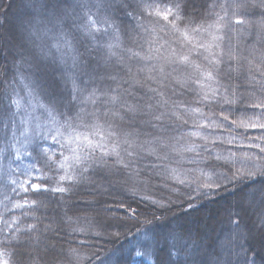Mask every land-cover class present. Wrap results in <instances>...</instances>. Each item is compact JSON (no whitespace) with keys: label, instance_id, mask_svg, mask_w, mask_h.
Instances as JSON below:
<instances>
[{"label":"snow or ice","instance_id":"obj_1","mask_svg":"<svg viewBox=\"0 0 264 264\" xmlns=\"http://www.w3.org/2000/svg\"><path fill=\"white\" fill-rule=\"evenodd\" d=\"M28 7L32 14L27 16L19 26L16 39L18 49L14 61L24 60L26 53L35 56V33L39 32L41 26L47 28L51 25L64 35L72 32L78 34V36L74 35V38L87 42L85 60L79 62L74 60V67H82L86 78H81L78 74L67 77L64 81L65 90L68 93L66 97L57 88H53L50 93H44L47 103L41 107L46 118L55 127H47V135L41 132L31 151L24 153L17 151L14 157L16 161L28 159L33 163L21 166L19 172L24 179L11 180L13 187L9 191L15 193V197L18 198L7 194L4 197L9 203L4 204L5 211L0 213V233L6 229L9 235L0 240V246H8L11 250L9 251L6 247L4 251H0V264H34L32 240L36 222L24 223L22 218L28 217L30 212L38 209V201L42 204L48 199L45 194L67 195L74 187L84 182H94L92 177L97 174L107 175L119 170L131 171L139 169L141 164L144 167L151 166L152 169L164 167L163 161L173 159L167 151L169 148L172 152H176L178 157L181 156V153L168 143L169 139H175V137L165 135L168 126L163 123L157 127L151 121H147L150 127L157 130V135L151 141L136 144L134 140L128 139L132 132H127L122 141L117 139L109 148L108 141L117 135L113 129L119 127L114 119H105L101 123L100 114L92 111L87 113L91 118L85 120L81 114L84 112L82 108L74 116L69 115L70 109L76 108L78 103H91L97 106L99 102V105L111 106L107 112L103 113L105 117L111 113L112 117H118L123 121L124 116H120L119 111L116 110V106L119 105L126 110L128 120L134 123L138 116L147 114L146 108L152 107L151 105H130L123 98L125 95H131L127 89L120 92L119 85L113 88L110 83H107L116 81L124 72L131 76L134 84L141 83L138 75L133 74L132 66L124 63V55L116 60L112 59L116 55L112 49L119 46L121 31L126 37L139 43L136 39L139 35L138 30H143L151 36L157 32V26L162 20L165 24L159 26L160 32H167L170 29L173 34H178L182 38L180 41H173L177 43L179 52L177 48L172 47L171 43L165 41L170 55H162L160 49L164 45L154 47L156 41L145 37L144 43H139V50L125 49L126 53H130L126 58L136 60L140 65L137 73L159 72L164 79L170 75L165 73L166 65L179 64L185 69L191 65L198 73L195 78L189 77L187 81L189 91L195 94L196 103L202 107L191 108L193 123L191 129L186 131V135L195 139H189L183 151L194 153V156L186 162L198 165L201 162L213 160L222 162L219 166L227 167L228 170L213 174L201 169L200 175L205 179L199 183L185 181L178 176L173 178L186 187L196 183L195 191L199 192L202 188L204 191L201 195L209 197L220 188L225 190L228 186L235 188L246 181L255 180L258 176L264 183V99L256 97L246 101L243 96L237 97L235 90L223 85L220 79L225 73L231 78L232 73L235 72L237 76L244 75L251 83L256 80V76L252 73H258L260 92L264 95V12L260 13L262 18L256 22L245 19L250 7L264 9V0H260L259 4L253 3L252 0H221L219 3L214 0L213 3L206 5L213 19L209 21L202 18L199 22L189 16L185 0H87V2L85 0H30ZM217 8L220 11H215ZM93 9L96 10L95 13ZM121 13L129 18L127 24H131V31L126 25L121 27L123 22L117 24V21L121 19ZM147 18H152L148 21L151 27L140 22ZM99 33L114 36L116 43L100 44L94 48V51H89ZM245 36L252 37L249 55L254 56L256 52H259L255 62L250 60L248 55L237 51ZM145 44H147L146 51ZM193 50H196L197 55L206 62L203 67L191 61L190 53ZM101 51L104 52L102 56L99 55ZM153 60L158 63H152ZM52 62L56 61L53 59ZM120 78L123 79V77ZM146 79L152 80L153 77L149 74ZM98 81L104 83L98 84ZM127 82V80L124 81V83ZM192 85L195 87H191ZM221 87H224L225 93L222 96ZM150 90L156 91V89ZM229 91H232L231 97L227 95ZM251 91L254 92L255 89ZM4 95L7 97V102L5 103L3 97H0V103L4 104L3 109L0 110V127L11 130L13 123L23 122L17 121L21 102L10 93L5 92ZM237 103L240 107H233ZM222 104H227L229 107H222ZM213 105L220 107L219 113L213 111ZM203 107H208L212 115L206 114ZM187 111L188 109L185 108V112ZM164 115L165 113L154 115V118L160 121ZM241 116L245 118L241 119ZM33 119L36 118L33 117ZM182 123L186 125L188 120L184 119ZM89 129L91 131H88ZM36 130V128L33 129L34 132ZM136 135L139 136L140 133L137 132ZM144 135L151 136L152 133L146 132ZM197 139L202 143L197 144ZM157 142L159 149L164 150L163 155H160L155 148L145 149L144 147V144ZM53 146L56 147L53 148ZM217 146L222 149L223 154L215 151ZM243 148L256 151L246 152L237 157L236 151ZM65 150L69 155H65ZM153 155L156 156V161L161 162L160 164L147 159L148 156ZM41 162L44 170L52 175H44L38 166ZM175 162L180 164L181 160L177 159ZM41 180L47 182L44 184L37 182ZM188 195L190 200L193 199L192 193ZM144 198L147 199V197ZM153 203L156 202L153 201ZM254 204L255 198L252 200L245 198L239 203L235 212L229 213V224L237 238L235 246L239 247V251H234L233 240L229 239L220 246V252L209 258L201 245L192 239L191 232L181 229L176 238L183 240L185 245L191 240L192 247L195 249L188 253V259L181 264H257L247 247L239 241H256L264 251V188L259 192L261 211L257 213L254 227H245V230L241 231L244 215ZM129 210L133 216L136 215L134 209ZM33 220L35 221L34 217ZM197 235L199 236L200 233L197 232ZM69 255L78 258L79 253L76 249H72ZM5 256L8 258L4 259ZM160 264H178V262L172 259L170 251L167 259L162 260Z\"/></svg>","mask_w":264,"mask_h":264},{"label":"trees","instance_id":"obj_2","mask_svg":"<svg viewBox=\"0 0 264 264\" xmlns=\"http://www.w3.org/2000/svg\"><path fill=\"white\" fill-rule=\"evenodd\" d=\"M185 2L186 11L197 22L202 18L209 21L213 19L206 5L213 3L214 0H185ZM215 2L219 3L221 0H215ZM252 2L259 4L260 0H252ZM29 3L30 0H0V97H3L6 103L7 97L4 94L7 92L20 100L21 111L17 116V121H23L13 123L11 130L0 127V213L5 211L4 204L9 203L4 199L6 194L18 198L15 197V193L9 191L13 187L11 180L24 179L19 172L21 166L33 163L28 159L16 161L14 157L17 151L20 153L31 151L41 132L47 135L46 128L55 127L46 118L41 107L47 103L44 93H50L53 88H57L66 97L68 93L65 90L64 81L67 77H74L78 74L81 78H86L82 67H74V60L76 62L85 60L87 42L74 38V35L78 36V34L72 32L64 35L51 25L47 28L41 26L39 32L35 33V56L26 53L24 60L14 61L18 49L16 39L19 26L27 16L32 14L28 7ZM92 11L96 12L95 9ZM215 11H220V9L217 8ZM262 12L264 9L250 7L245 19L256 22L262 18L260 15ZM120 16L121 19L117 21V24L123 22L121 27L126 25L131 31V24H127L129 18L123 13ZM150 19L152 18L143 19L140 22L151 27L148 23ZM164 24L165 22L161 20L159 26ZM159 26H157V32L151 36L143 30H138L139 35L136 39L139 43H144L145 37L154 40L156 41L154 47L163 44L164 47L160 49V54L165 56L170 55L165 41L171 43L172 47L177 48L179 52L177 43L173 41H180L182 38L178 34H173L170 29L167 32H160ZM119 35L120 43L118 47L112 49L116 54L112 59L116 60L124 55V63L132 66L133 74L138 75L141 83L134 84L131 76L126 72L120 74L123 79L118 77L116 81L107 83H110L113 88L119 85L118 91L120 92L127 89L131 95H125L123 98L130 105H151L152 107L146 108L147 114L138 116L134 123L128 120L126 110L120 108L119 105L116 106V110L119 111L120 116H124L123 121L118 117H112L111 113L105 117L103 113L107 112L111 106L99 105V102L97 106L91 103H78L76 108L70 109L69 115L74 116L82 108L84 112L81 114L85 120L91 118L87 113L92 111L100 114L101 123L105 119H114L119 127L113 129L117 135L108 141L109 148L117 139L122 141L127 132H132L128 139L134 140L136 144L151 141L157 135V130L150 127L147 121H151L157 127L163 123L168 126L165 135L175 137V139H169L168 143L174 146L181 156L178 157L176 152H172L169 148L167 151L173 159L163 161L164 167L152 169L151 166L144 167L141 164L139 169L131 171L119 170L107 175L97 174L92 177L94 182H84L74 187L67 195L45 194L48 199L42 204L38 201V209L30 212L28 217L22 218L24 223L36 222L32 240L34 264H160L162 260L167 259L170 251L172 259L181 264L188 259V253L195 251L191 240L185 245L183 240L176 238L181 229L191 232L192 239L201 245L209 258L220 252V246L229 239L233 240L234 251H239V247L235 246L237 238L232 233L229 224V213L235 212L239 203L245 198L249 200L255 198V204L244 215L241 231H244L245 227H254L257 213L261 211L259 192L264 188V183L258 176L255 180L246 181L235 188L232 186H228L227 190L220 188L210 197L201 195L204 191L202 188L199 192L195 191L196 183L205 179L200 175L201 169L213 174L228 170L227 167L219 166L222 162L213 160L201 162L198 165L186 162L194 156V153L183 151L188 140L195 139L186 135V131L191 129L193 123L191 108L202 107L196 103L195 94L189 91L187 81L189 77L195 78L198 73L191 65L185 69L179 64L165 66V73H170L167 79H164L159 72L137 73L140 65L136 60L126 58L130 53H126L125 49L139 50V43L126 37L123 31ZM225 39L227 41V37ZM107 43L115 44L114 36L99 33L97 40L92 42L93 47L88 50L94 51L96 46ZM251 44L252 37L245 36L237 51L248 55V58L255 62L259 52H256L254 56L249 55ZM146 50L147 44H145ZM184 50L187 52V48ZM103 54V51L99 53L101 56ZM190 57L194 64H199L201 67L206 64L202 57L197 55L196 50L190 53ZM53 59L55 63L52 62ZM152 63H158V61L153 60ZM149 74L152 75V80L146 79ZM252 75L256 76V80L251 83L244 75L237 76L235 72L232 73L231 78L225 73L220 79L223 85L235 90L237 97L243 96L246 101L256 97L264 99L258 83L260 76L258 73H252ZM125 80L128 82L124 83ZM97 83L104 82L98 81ZM150 89H156V91ZM252 89L255 91H251ZM220 94L221 96L225 94L224 87H221ZM227 95L231 97L232 91H229ZM3 107L4 104L0 103V110ZM222 107L227 108L229 105L222 104ZM233 107L239 108L240 104L237 103ZM185 108L188 109L187 112ZM212 109L217 113L220 111V107L216 105H213ZM203 111L212 115L208 107H203ZM161 113H165L162 120H156L154 115ZM184 119L188 120V124L182 123ZM34 128L37 129L35 132ZM137 132L140 133L139 136L136 135ZM146 132L152 135H144ZM93 139L98 138L93 137ZM196 143L200 144L202 141L197 139ZM144 147L145 149L155 148L160 155L164 154V150L159 149L158 142L144 144ZM215 151L223 154L219 146ZM254 151L256 150L243 148L236 151V156L240 157L246 152ZM65 155H69L67 150H65ZM147 159L157 164L161 163L156 161L155 155L148 156ZM177 159L181 160L180 164L175 162ZM38 166L44 175H52L44 170L42 162ZM173 176H178L185 181H196V183H193L191 187H186L178 183ZM37 182L44 184L47 181ZM189 193L193 196L191 200ZM129 209H134L136 215L133 216ZM9 215L13 214L9 213ZM197 232L200 233L199 236ZM7 235L9 233L5 229L0 233V240ZM185 239L188 238L185 237ZM239 243L247 247L249 254L257 261V264H264V251L261 250L258 242L240 240ZM6 247L8 246H0V251H4ZM72 249L78 251V258L69 255ZM8 250H11L10 247Z\"/></svg>","mask_w":264,"mask_h":264}]
</instances>
